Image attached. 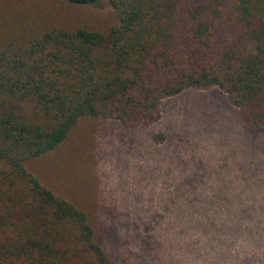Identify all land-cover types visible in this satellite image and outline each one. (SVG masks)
I'll use <instances>...</instances> for the list:
<instances>
[{"label": "trees", "instance_id": "obj_1", "mask_svg": "<svg viewBox=\"0 0 264 264\" xmlns=\"http://www.w3.org/2000/svg\"><path fill=\"white\" fill-rule=\"evenodd\" d=\"M212 87L264 136V0H0V264H120L24 161L81 116L130 128Z\"/></svg>", "mask_w": 264, "mask_h": 264}, {"label": "rangeland", "instance_id": "obj_2", "mask_svg": "<svg viewBox=\"0 0 264 264\" xmlns=\"http://www.w3.org/2000/svg\"><path fill=\"white\" fill-rule=\"evenodd\" d=\"M159 113L130 128L81 116L24 167L85 213L120 264H264V136L216 87L163 98Z\"/></svg>", "mask_w": 264, "mask_h": 264}]
</instances>
